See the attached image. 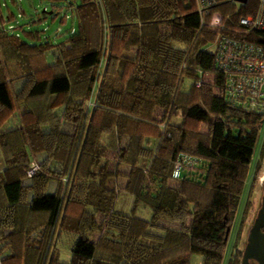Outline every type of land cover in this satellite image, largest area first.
<instances>
[{
	"label": "trees",
	"instance_id": "16d2710c",
	"mask_svg": "<svg viewBox=\"0 0 264 264\" xmlns=\"http://www.w3.org/2000/svg\"><path fill=\"white\" fill-rule=\"evenodd\" d=\"M49 1L59 42L0 5V264H223L264 112L222 94L207 21L256 0Z\"/></svg>",
	"mask_w": 264,
	"mask_h": 264
},
{
	"label": "built area",
	"instance_id": "2783aa9c",
	"mask_svg": "<svg viewBox=\"0 0 264 264\" xmlns=\"http://www.w3.org/2000/svg\"><path fill=\"white\" fill-rule=\"evenodd\" d=\"M220 1L195 0L203 24L211 8ZM232 2L245 4L234 0ZM207 22L211 28L220 32L216 40L214 68L224 77L222 94L234 107L263 113L264 42L256 41L250 35L264 33V0H256L254 11L240 18L238 28L226 25L218 12L211 14ZM247 36L251 39L245 38ZM182 163V160L176 163L174 178L183 170ZM36 166L37 163L32 162L28 175L35 172ZM260 180L264 183V176Z\"/></svg>",
	"mask_w": 264,
	"mask_h": 264
},
{
	"label": "rangeland",
	"instance_id": "374dc122",
	"mask_svg": "<svg viewBox=\"0 0 264 264\" xmlns=\"http://www.w3.org/2000/svg\"><path fill=\"white\" fill-rule=\"evenodd\" d=\"M15 1L16 2H13L12 0H0V5H2V10L4 13L13 12L17 16V18L10 23L12 26L19 25L20 23L22 24L26 23L25 27H30L31 25V27L33 26V28L35 29L46 28L47 30L45 33L50 34V35H53L57 31H59L58 34H55L56 37L58 38L55 41L58 40L59 42L63 38L62 33H66L67 30L72 25V20L70 19L66 21V23L64 24H61L58 18L56 20L51 19L54 12L52 13L49 0H15ZM222 1H226V0H222ZM236 4L239 5V3H236ZM44 11H46V13H44ZM63 12L61 11V15H63ZM21 13H24V16L21 17ZM43 15H47V16L43 18L42 21L36 22V23H33V22L30 23L31 19H37L39 16L42 17ZM263 149H264V123L260 130L258 142H257L255 151L251 158L246 184H245L243 193L241 195L240 204H239L237 213L235 215V219L233 221L232 229L228 237L223 264H228L230 255L232 253V250L234 249L239 252L241 251L242 256H243V252H244V249L247 243V238H248L250 228L255 218L257 217L258 211L261 207L262 197L264 193L263 183L260 180V178L264 176V151ZM41 158H42V155L38 156L39 160ZM36 161H37L36 159H33L32 162H36ZM32 162L30 163V165L32 164ZM258 163L262 165L261 171L257 175V182L250 192L251 182H252L253 175H254V172H255V169ZM37 168H38V165L36 166V169ZM248 199H249L250 205L248 206L246 213H245L246 203ZM131 205H132V198L128 196L125 198L124 207L125 209L129 210ZM140 215H142L145 218H149L150 211L144 210L142 206ZM65 255H66V258L70 257L69 254L67 253H65ZM190 261H191L190 264H202L203 257L200 254H192ZM241 261H242V257H241Z\"/></svg>",
	"mask_w": 264,
	"mask_h": 264
},
{
	"label": "water",
	"instance_id": "95a60500",
	"mask_svg": "<svg viewBox=\"0 0 264 264\" xmlns=\"http://www.w3.org/2000/svg\"><path fill=\"white\" fill-rule=\"evenodd\" d=\"M234 1L246 2V0ZM252 260L256 261L257 264H264V193L261 207L248 234L241 264H252Z\"/></svg>",
	"mask_w": 264,
	"mask_h": 264
},
{
	"label": "crops",
	"instance_id": "0c3cea01",
	"mask_svg": "<svg viewBox=\"0 0 264 264\" xmlns=\"http://www.w3.org/2000/svg\"><path fill=\"white\" fill-rule=\"evenodd\" d=\"M54 184H53V186H52V189L55 187V185H56V183L55 182H53Z\"/></svg>",
	"mask_w": 264,
	"mask_h": 264
}]
</instances>
